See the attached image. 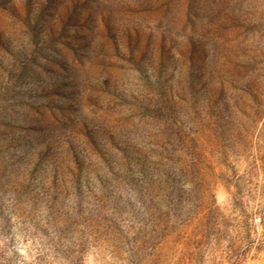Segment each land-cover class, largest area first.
Segmentation results:
<instances>
[{
	"label": "rangeland",
	"instance_id": "374dc122",
	"mask_svg": "<svg viewBox=\"0 0 264 264\" xmlns=\"http://www.w3.org/2000/svg\"><path fill=\"white\" fill-rule=\"evenodd\" d=\"M0 264H264V0H0Z\"/></svg>",
	"mask_w": 264,
	"mask_h": 264
}]
</instances>
